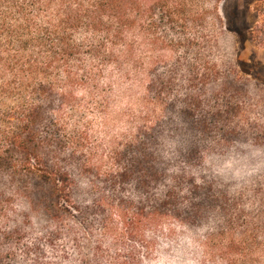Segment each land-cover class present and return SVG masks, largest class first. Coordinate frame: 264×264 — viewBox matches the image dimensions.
<instances>
[{
    "label": "trees",
    "instance_id": "obj_1",
    "mask_svg": "<svg viewBox=\"0 0 264 264\" xmlns=\"http://www.w3.org/2000/svg\"><path fill=\"white\" fill-rule=\"evenodd\" d=\"M225 1L0 0V264L35 225L31 264H144L176 231L264 264V83L230 57ZM229 151L261 167L207 165Z\"/></svg>",
    "mask_w": 264,
    "mask_h": 264
},
{
    "label": "rangeland",
    "instance_id": "obj_2",
    "mask_svg": "<svg viewBox=\"0 0 264 264\" xmlns=\"http://www.w3.org/2000/svg\"><path fill=\"white\" fill-rule=\"evenodd\" d=\"M256 1L226 0L222 12L225 14L227 26L231 29V35L236 38L237 43V50L232 48L229 50L230 57H235L239 63V71L244 77L264 83V50L256 48L249 36L250 29L255 22L252 9ZM125 105L122 103L121 108H124ZM235 153L236 151H229L221 155L210 156L207 165H216L222 172L234 171V174L238 177H244L250 171L261 167L260 162L255 159L257 153L254 151H247L240 157ZM27 230L29 235L24 244L18 246L12 244L3 250V257L9 259L5 260L4 264H31L27 262L24 254L28 247L34 248L32 242L40 237L42 231L37 225L34 229L29 227ZM175 234H178V236L173 237L174 235H172L170 237L173 238L170 240L158 241L154 250L155 254L153 253V257L144 264H212L202 256L201 249L198 246L200 242L198 238L193 240L190 234L185 231H176ZM42 244H46L45 241ZM9 248L16 249L17 260H14L13 256H9L14 252L10 253L7 250ZM42 255L48 261L54 259L52 250L47 247L43 248Z\"/></svg>",
    "mask_w": 264,
    "mask_h": 264
}]
</instances>
